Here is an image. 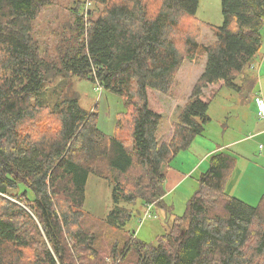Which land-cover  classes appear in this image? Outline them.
Returning <instances> with one entry per match:
<instances>
[{
    "label": "trees",
    "instance_id": "trees-1",
    "mask_svg": "<svg viewBox=\"0 0 264 264\" xmlns=\"http://www.w3.org/2000/svg\"><path fill=\"white\" fill-rule=\"evenodd\" d=\"M198 1L89 0L86 15L75 10L73 44L47 59L33 24L51 0H0V264H264V194L251 206L226 192L237 161L226 150L207 155L183 213L155 244L112 240L131 216L120 203L164 206V164L210 119L204 90L224 85L242 97L251 88L245 69L263 45L264 0H220L223 22L208 24L207 43ZM184 59L203 69L159 141L152 91L168 94ZM72 77L119 94L114 134L79 105ZM56 78L69 90L50 103L45 86ZM90 174L110 186L103 218L83 208Z\"/></svg>",
    "mask_w": 264,
    "mask_h": 264
},
{
    "label": "rangeland",
    "instance_id": "rangeland-1",
    "mask_svg": "<svg viewBox=\"0 0 264 264\" xmlns=\"http://www.w3.org/2000/svg\"><path fill=\"white\" fill-rule=\"evenodd\" d=\"M79 1L51 0V4L39 13L33 24V35L39 41V54L42 57L54 59L59 43L63 46L73 44L72 25L75 10L80 11L81 9ZM92 7L91 16L96 17L98 6ZM220 7V0L198 1L195 16L199 20L198 40L200 42L207 43L213 39L208 24L215 26L222 24L223 17ZM87 11L89 12V9ZM261 31L263 45L251 66L245 69L252 78L249 91L244 92L241 97L238 92L224 85L214 88L212 96L210 95L212 89L204 90V96H206L204 99L209 100L207 115L210 119L203 125V132L195 136L186 149L179 151L164 164L162 168L165 174L164 206L153 204L149 209L140 200L134 204L120 203L131 209V216L124 226V231L111 233L113 241L117 240L121 245L124 237L131 235L139 240L155 244L156 235L168 232L173 217L183 213L187 199L198 186L197 178L207 169L209 151L219 145H223V148L231 153L237 145L251 153L250 162L235 187L233 196L251 206H256L259 197L264 194V159L259 156L260 153H264V132H258L260 128H264V122L257 117L255 102L260 94H264V26ZM203 63V61L184 59L168 94L152 91L161 114L160 127L157 131L159 141H167L172 135L176 114L189 97L199 73L202 72ZM95 80L72 77L68 80L69 89L79 94V105L83 109L95 110L98 128L112 135L115 132L116 113L124 110L121 104L122 99L119 94L103 88L99 81L102 89L96 91ZM45 89L46 98L52 90L50 103L58 94L69 90L68 86L61 84L58 78L48 83ZM238 159L241 162V157ZM170 167L173 170H170ZM242 169L241 166L240 170ZM112 205L107 180L90 174L86 182L83 208L92 215L103 218Z\"/></svg>",
    "mask_w": 264,
    "mask_h": 264
},
{
    "label": "crops",
    "instance_id": "crops-1",
    "mask_svg": "<svg viewBox=\"0 0 264 264\" xmlns=\"http://www.w3.org/2000/svg\"><path fill=\"white\" fill-rule=\"evenodd\" d=\"M253 68H254V66L252 67V69ZM260 95L264 99V94H260ZM257 117H259V116L257 115ZM260 121L264 122V119L261 118ZM261 131L264 132V128H260V130L258 132H261ZM223 147H224L223 145H219L215 149H212L211 151L213 152L215 150H225ZM211 151H209V152L211 153ZM233 154L237 157V161H236V165H234L235 166L234 171L231 174V176H230V178L226 184V192H228V194H230V195H234V191L236 189L235 187L237 186L238 182L240 181L242 174H244V172L246 171L245 168H246V166H248L250 159L252 157L251 153H249L244 148H240L238 145L234 147ZM259 156H261V158L264 159V153H260ZM238 157H241V162L239 161ZM241 166L243 168L242 170H240ZM170 170H173V169H171V167H170ZM179 173L181 174V172H179ZM177 181H176V183H177Z\"/></svg>",
    "mask_w": 264,
    "mask_h": 264
},
{
    "label": "built area",
    "instance_id": "built-area-1",
    "mask_svg": "<svg viewBox=\"0 0 264 264\" xmlns=\"http://www.w3.org/2000/svg\"><path fill=\"white\" fill-rule=\"evenodd\" d=\"M88 6H89V2L88 0H85V3L83 5V10L81 12V14L83 15H86V10L88 9ZM101 86H100V83L98 82V80H95V90L96 91H101ZM256 105H257V115L260 117V118H264V99L263 97L260 95L256 100ZM146 207H148L149 209H151L150 207L153 206L152 203H148L145 205Z\"/></svg>",
    "mask_w": 264,
    "mask_h": 264
}]
</instances>
